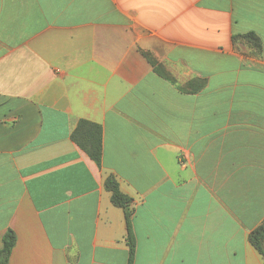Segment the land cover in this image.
Masks as SVG:
<instances>
[{"label":"crops","instance_id":"crops-1","mask_svg":"<svg viewBox=\"0 0 264 264\" xmlns=\"http://www.w3.org/2000/svg\"><path fill=\"white\" fill-rule=\"evenodd\" d=\"M249 33L259 51L233 41ZM81 120L101 168L70 139ZM108 176L133 264H264V0H0L9 264H127Z\"/></svg>","mask_w":264,"mask_h":264},{"label":"trees","instance_id":"trees-1","mask_svg":"<svg viewBox=\"0 0 264 264\" xmlns=\"http://www.w3.org/2000/svg\"><path fill=\"white\" fill-rule=\"evenodd\" d=\"M241 40L257 51L260 50V40L254 34L238 35L233 41ZM165 77V76H163ZM167 80H171L168 76ZM201 87V85H200ZM70 139L80 148L98 168L102 161V128L88 121H79L70 135ZM104 188L110 193V201L113 206L122 209L126 223V244L128 247L127 264H133L135 257L136 241L132 229L131 198L124 195L114 177L108 176L104 182ZM251 246L262 256L264 260V226L261 225L250 233L248 237ZM16 236L12 230L4 233L0 247V264H9V257L15 245Z\"/></svg>","mask_w":264,"mask_h":264}]
</instances>
